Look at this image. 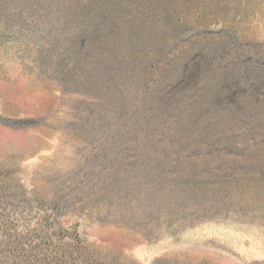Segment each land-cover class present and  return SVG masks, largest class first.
<instances>
[{
  "label": "rangeland",
  "instance_id": "rangeland-1",
  "mask_svg": "<svg viewBox=\"0 0 264 264\" xmlns=\"http://www.w3.org/2000/svg\"><path fill=\"white\" fill-rule=\"evenodd\" d=\"M152 1L157 10L149 9L143 26L146 44L126 52L119 89L131 92L137 75L151 77L147 94L159 87L153 114L177 105L185 108L179 125L201 122L224 136L215 152L198 158L208 165L189 167L199 171L194 188L204 198L196 190L169 197L164 207L122 224L99 220L106 203L65 221L77 223L95 249L127 264H264V0ZM147 13L138 9L136 16ZM11 37L0 39L1 178L14 189L48 195L56 177L85 158L81 126L108 96L62 84L37 65L33 44ZM155 49L160 59L145 74L143 59ZM173 65L175 74L160 79Z\"/></svg>",
  "mask_w": 264,
  "mask_h": 264
},
{
  "label": "trees",
  "instance_id": "trees-1",
  "mask_svg": "<svg viewBox=\"0 0 264 264\" xmlns=\"http://www.w3.org/2000/svg\"><path fill=\"white\" fill-rule=\"evenodd\" d=\"M138 9L147 15L137 17ZM149 9L157 10L152 0H0V39L23 38V45L35 46L37 65L52 70L62 84L108 96L103 110L81 126L88 153L76 170L56 177L50 194L14 189L0 173V264H127L95 249L77 223L65 220L100 203H106L102 222L138 220L149 214L145 209L195 191L199 171L189 167L208 165L198 158L225 141L201 122L179 125L185 110L180 106L153 114L158 100L152 93L159 87L147 94L151 77L139 74L131 92L119 89V69L126 52L142 44ZM160 56L158 49L154 58L145 56L142 72ZM175 71L160 79L168 81ZM108 74L109 83L101 87Z\"/></svg>",
  "mask_w": 264,
  "mask_h": 264
}]
</instances>
